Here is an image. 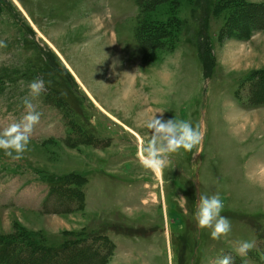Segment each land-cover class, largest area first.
Here are the masks:
<instances>
[{
    "label": "rangeland",
    "instance_id": "1",
    "mask_svg": "<svg viewBox=\"0 0 264 264\" xmlns=\"http://www.w3.org/2000/svg\"><path fill=\"white\" fill-rule=\"evenodd\" d=\"M0 41V130L41 113L0 150V264H264V0H0ZM157 112L202 133L162 172L138 156Z\"/></svg>",
    "mask_w": 264,
    "mask_h": 264
},
{
    "label": "clouds",
    "instance_id": "2",
    "mask_svg": "<svg viewBox=\"0 0 264 264\" xmlns=\"http://www.w3.org/2000/svg\"><path fill=\"white\" fill-rule=\"evenodd\" d=\"M4 42L0 41V47ZM45 81L34 79L28 85V95L36 98L44 88ZM22 104L25 113L18 121L10 123L0 130V150L12 159H18L29 144L30 136L41 118V113L37 111L27 96L23 98ZM159 116L154 113L152 116L142 121V126L150 130L149 141L142 145L138 156L141 165L150 170L162 172L170 163V155L183 149L190 152L193 147L200 144L202 133L198 127H194L187 120H179L175 117L164 118L163 112ZM15 153V155L13 154ZM182 200V205H183ZM223 202L219 194L205 195L199 194L194 217L196 226L200 229L211 228L210 235L213 239H219L230 232L231 225L227 217L221 215ZM252 247L248 241H243L237 248V252L245 254ZM218 264H230L228 256L222 257Z\"/></svg>",
    "mask_w": 264,
    "mask_h": 264
},
{
    "label": "trees",
    "instance_id": "3",
    "mask_svg": "<svg viewBox=\"0 0 264 264\" xmlns=\"http://www.w3.org/2000/svg\"><path fill=\"white\" fill-rule=\"evenodd\" d=\"M208 1H210V0H205V2H208ZM68 195H69V194H68ZM69 196H70V197H73L74 195L71 196V194H70ZM74 198L77 199L75 196H74ZM75 199H74V200H75ZM77 200H78V199H77Z\"/></svg>",
    "mask_w": 264,
    "mask_h": 264
},
{
    "label": "bare ground",
    "instance_id": "4",
    "mask_svg": "<svg viewBox=\"0 0 264 264\" xmlns=\"http://www.w3.org/2000/svg\"><path fill=\"white\" fill-rule=\"evenodd\" d=\"M71 69V68H70Z\"/></svg>",
    "mask_w": 264,
    "mask_h": 264
}]
</instances>
